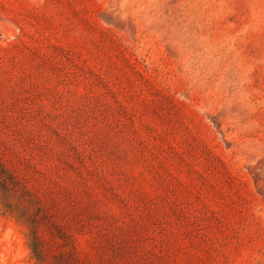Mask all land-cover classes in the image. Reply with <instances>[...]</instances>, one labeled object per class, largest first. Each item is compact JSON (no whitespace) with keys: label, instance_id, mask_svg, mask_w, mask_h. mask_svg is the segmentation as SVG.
I'll use <instances>...</instances> for the list:
<instances>
[{"label":"rangeland","instance_id":"rangeland-1","mask_svg":"<svg viewBox=\"0 0 264 264\" xmlns=\"http://www.w3.org/2000/svg\"><path fill=\"white\" fill-rule=\"evenodd\" d=\"M0 171V264H264V0H0Z\"/></svg>","mask_w":264,"mask_h":264},{"label":"trees","instance_id":"trees-1","mask_svg":"<svg viewBox=\"0 0 264 264\" xmlns=\"http://www.w3.org/2000/svg\"><path fill=\"white\" fill-rule=\"evenodd\" d=\"M0 178H3L5 180L7 177H5V175H3V174L0 173ZM5 205L8 206V208L10 206V205H7V203H5ZM36 242H37L36 240H33V242H32V249H33L34 254L37 256V253H38V244Z\"/></svg>","mask_w":264,"mask_h":264}]
</instances>
